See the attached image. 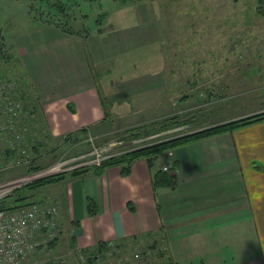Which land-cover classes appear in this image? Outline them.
<instances>
[{"label": "crops", "instance_id": "0c3cea01", "mask_svg": "<svg viewBox=\"0 0 264 264\" xmlns=\"http://www.w3.org/2000/svg\"><path fill=\"white\" fill-rule=\"evenodd\" d=\"M147 1H129L136 27L151 20ZM33 23L8 45L20 57L29 83L37 91L40 128L49 131L54 140L87 129L89 135L98 137L97 143L106 142L120 137L115 134L119 129L130 127L116 128L120 120L129 123L137 113L152 115L173 106L169 96L183 83L179 86L172 81L178 78L172 77L168 65L178 61L169 56L168 47H152L148 53L138 54V61H129L142 64L140 70L103 86L95 78L92 64L107 62L101 36L115 33L120 26L111 24L107 33L100 27L87 34L92 40V62L84 34ZM226 119L207 120L190 131ZM74 148H78L75 155L87 150L88 144ZM164 166L170 169L166 171ZM159 170L173 176L176 186H155ZM61 181V199L51 196L38 201L53 200L59 205L61 228L71 230L70 249L96 248L111 241L119 247L130 242H158L169 261L177 264H264V119L177 146L161 153L152 166L146 158H138L128 175L114 165L101 175L90 172ZM90 201L96 209L93 215L88 210ZM77 228L82 232L74 235Z\"/></svg>", "mask_w": 264, "mask_h": 264}, {"label": "rangeland", "instance_id": "374dc122", "mask_svg": "<svg viewBox=\"0 0 264 264\" xmlns=\"http://www.w3.org/2000/svg\"><path fill=\"white\" fill-rule=\"evenodd\" d=\"M45 1L0 0V27L7 43L33 22L42 23V16H49ZM76 1L81 13L88 14L83 22L88 31L100 27L108 30L111 24L121 27L115 33H107L106 30V36H101L100 45L108 56L107 62L92 64L94 76L103 86L105 82L112 84L114 78L122 77L127 72L140 70L143 65L132 61L138 54L148 53L152 47H168L169 56L178 61L168 65L172 77L178 78L172 79L173 83L178 82L179 86L183 83L178 89L175 86L177 91L169 96L173 106L152 115L137 113L132 116L136 117L134 120H128L129 123L120 120L116 124V128L123 125L132 129L138 127L129 133L130 137L123 136L126 148L142 143L139 140L137 143L132 142L137 137L153 142L169 135L189 132L207 120L227 118L231 121V117L264 109V17L257 12L258 0H149L146 3L151 20L145 22L149 24L138 27L134 24V6L131 2ZM91 42V36H87L89 56L92 52ZM90 58L92 61L93 58ZM128 65L131 70L122 69ZM0 74L8 78L13 76V71L2 61ZM17 76L20 78L19 73ZM29 90L23 89V92L29 93ZM32 90L31 94L37 98V91ZM26 100L30 101V98ZM139 126L142 127L139 129ZM122 130L119 129L115 134ZM77 136L78 141L71 146L61 143L57 147L56 142L50 143L46 149L41 146L37 162L47 166L61 157L73 156L78 148H72L87 144L89 134L85 131ZM162 157L165 159L164 155ZM24 166L27 165L0 170V181L26 174ZM63 185L64 182L59 181L42 186L32 191L34 195L31 200L38 201L51 196L61 199ZM24 192L31 193L29 189ZM62 235L60 250L55 252L57 255L69 254V242L72 240L70 227H64ZM96 248L80 249L89 251ZM114 259L112 264H170L166 249L160 248L158 242H130L122 245Z\"/></svg>", "mask_w": 264, "mask_h": 264}, {"label": "built area", "instance_id": "2783aa9c", "mask_svg": "<svg viewBox=\"0 0 264 264\" xmlns=\"http://www.w3.org/2000/svg\"><path fill=\"white\" fill-rule=\"evenodd\" d=\"M19 94L20 85L16 78L0 76V170L28 166L34 160L28 140L31 132L35 135L32 127L36 114L25 108ZM97 138L89 135L90 147L83 152L0 181V202L28 183L77 168L101 165L108 158L150 142L137 137L132 142L139 140L142 143L126 148L123 137L102 143H97ZM7 151L12 152L8 155ZM169 169L164 166V170ZM61 237L60 208L55 201H34L13 209L0 206V264H112L119 249V244L111 241L102 251H84L77 247L69 254L57 255L55 246Z\"/></svg>", "mask_w": 264, "mask_h": 264}, {"label": "trees", "instance_id": "16d2710c", "mask_svg": "<svg viewBox=\"0 0 264 264\" xmlns=\"http://www.w3.org/2000/svg\"><path fill=\"white\" fill-rule=\"evenodd\" d=\"M129 1L132 2L138 0H125V2H129ZM45 2L47 4V7L49 8L47 10L49 16L48 15H45L47 17L42 16L41 17L42 23L56 26L68 33H78L87 36V34L90 32L88 31L87 28H84L85 26L83 23L84 19L88 17V14L81 13V11L78 8L79 3H77L76 0H58V1L46 0ZM257 12L260 16L264 17V0H258ZM98 21H101V19H99ZM2 61L8 64L10 69L13 71V76L8 78H16L17 80H19L20 90H22L19 96L23 100L25 108L32 109L36 114L34 121L35 123L33 124L32 127L35 135H31L28 140L29 142L28 145L32 151L34 160L30 165L24 166L25 168L24 167L23 168L25 169V172H30L32 170L43 168L45 167V165L43 166L39 162H37V155L40 153L41 146L42 148L46 149L50 143L54 144L55 142L58 143L57 147L61 145V143L71 146L76 140L78 141L77 135H79L80 132L84 133L87 129H82L78 132H70L64 137H61L58 140H54L51 134L49 133V131L42 130L40 128L41 119L38 118L37 99L31 94L33 93L32 90L33 88H31V84L29 83L26 77V73L22 66L20 57L18 56L16 51L11 46L8 45L6 38L0 27V62ZM17 73L20 74V78H18ZM0 76L6 77L4 74L3 75L0 74ZM23 89L26 91L30 89L29 90L30 92L29 91H28L29 93H27L26 91L23 92ZM25 98L26 99L30 98V101L26 100ZM263 119H264V111L250 116L242 117L239 119H234L231 121L212 125L204 129L195 130L191 132L189 131L177 135H171V136L169 135L168 137H165L161 140L149 142L148 144L142 147L108 158L105 161H103L101 165L82 167V168L73 169L68 172L57 173L54 175H50L38 179L26 185H23L15 189L8 197L2 200L0 202V206L13 209L37 201V200H31L34 195L32 191L42 186L59 182L64 178H66V176L79 177V176H84L90 172L95 173L97 175H101L103 174L104 170L107 167L114 165L121 166L122 174L128 175L130 173L132 162L138 158L141 157L146 158L149 165L152 166L154 161L161 153L169 151L177 146L187 144L202 138L214 136L222 132L233 131L239 127ZM141 127L142 126H139V129ZM133 129L137 130L138 127ZM133 129L130 127L125 128L122 131L118 132L116 136L129 135L130 137V134L133 133L134 131ZM138 134L139 136H141L140 135L141 133ZM35 139H37V141ZM86 143L88 144V148H89L90 142H86ZM7 152H8L7 154L10 155L12 151H7ZM154 185L155 186L164 185L173 188L176 186V180L166 171L159 170L154 176ZM25 189H29L31 193H25L24 192ZM39 202H43V200ZM88 210L90 215H93L96 212L95 205L91 201L88 204ZM106 245H107L106 242H102L95 250L102 251L106 247ZM170 264H177V263L170 262Z\"/></svg>", "mask_w": 264, "mask_h": 264}, {"label": "water", "instance_id": "95a60500", "mask_svg": "<svg viewBox=\"0 0 264 264\" xmlns=\"http://www.w3.org/2000/svg\"><path fill=\"white\" fill-rule=\"evenodd\" d=\"M82 232V230L80 228H77L74 230V235H78Z\"/></svg>", "mask_w": 264, "mask_h": 264}]
</instances>
